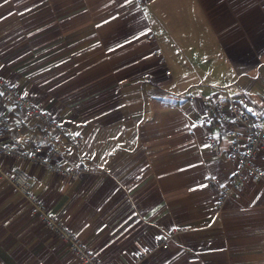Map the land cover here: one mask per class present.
Here are the masks:
<instances>
[{
    "label": "crops",
    "instance_id": "1",
    "mask_svg": "<svg viewBox=\"0 0 264 264\" xmlns=\"http://www.w3.org/2000/svg\"><path fill=\"white\" fill-rule=\"evenodd\" d=\"M0 76L65 125L59 159L87 172L1 155L0 166L24 169L104 264H264V180L218 213L234 139L202 126L217 102L264 115V0H0ZM0 113L27 147L40 141L42 124L1 99ZM0 264H81L1 179Z\"/></svg>",
    "mask_w": 264,
    "mask_h": 264
},
{
    "label": "built area",
    "instance_id": "2",
    "mask_svg": "<svg viewBox=\"0 0 264 264\" xmlns=\"http://www.w3.org/2000/svg\"><path fill=\"white\" fill-rule=\"evenodd\" d=\"M143 3V0H137ZM161 53V50L157 51ZM170 74V71H167ZM0 99L10 104L14 112L29 120L43 125L41 139L29 144L22 142L17 134L9 133L10 118L0 113V155L17 163L29 161L40 165L52 173L63 177L77 179L87 172L84 164L68 165L59 159V151L54 138V131L66 134L65 125L55 119L48 111L35 103L31 97L0 76ZM193 99V98H191ZM218 125H226L230 136L234 139L228 158L235 164V170L228 185L222 187L216 202L218 213L224 208L227 200L239 193L248 180H264V168L258 164V157H264V115L256 119L251 113L244 111L238 104L230 102L223 106L215 103L214 114L202 122L206 129ZM241 127H244L243 130ZM72 138L71 134L66 135ZM245 142L242 144L241 140ZM209 141L214 149L217 139L212 134ZM0 179L8 181L32 205L41 223L53 234L61 238L81 264H104L97 251L88 245L74 230L68 227L57 216L48 212L39 196L31 189L29 174L24 169L8 170L0 166ZM208 182L215 184L213 178ZM181 232L174 229L162 232L157 238L158 246L162 249L170 247V241ZM151 251H145L137 256V261L144 260Z\"/></svg>",
    "mask_w": 264,
    "mask_h": 264
}]
</instances>
